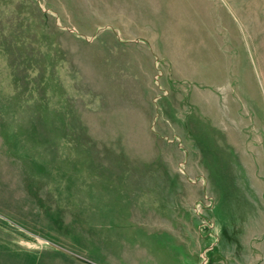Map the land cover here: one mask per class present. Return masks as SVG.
I'll return each instance as SVG.
<instances>
[{
    "label": "rangeland",
    "instance_id": "obj_1",
    "mask_svg": "<svg viewBox=\"0 0 264 264\" xmlns=\"http://www.w3.org/2000/svg\"><path fill=\"white\" fill-rule=\"evenodd\" d=\"M264 264V0H0V264Z\"/></svg>",
    "mask_w": 264,
    "mask_h": 264
},
{
    "label": "water",
    "instance_id": "obj_2",
    "mask_svg": "<svg viewBox=\"0 0 264 264\" xmlns=\"http://www.w3.org/2000/svg\"><path fill=\"white\" fill-rule=\"evenodd\" d=\"M85 263H89V262H86V261H85ZM89 264H91V263H89Z\"/></svg>",
    "mask_w": 264,
    "mask_h": 264
}]
</instances>
